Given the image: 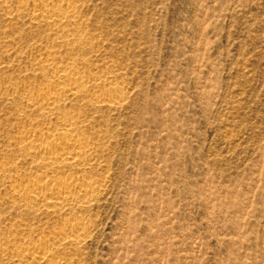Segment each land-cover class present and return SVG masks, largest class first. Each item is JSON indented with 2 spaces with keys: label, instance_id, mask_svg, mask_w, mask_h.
Here are the masks:
<instances>
[{
  "label": "rangeland",
  "instance_id": "obj_1",
  "mask_svg": "<svg viewBox=\"0 0 264 264\" xmlns=\"http://www.w3.org/2000/svg\"><path fill=\"white\" fill-rule=\"evenodd\" d=\"M53 3L73 16L44 18ZM59 68L84 93L29 105ZM59 114L80 166L30 145L62 138ZM68 175L89 203L11 187ZM68 226L81 242L57 241ZM32 244L39 264H264V0H0V264H36Z\"/></svg>",
  "mask_w": 264,
  "mask_h": 264
},
{
  "label": "bare ground",
  "instance_id": "obj_2",
  "mask_svg": "<svg viewBox=\"0 0 264 264\" xmlns=\"http://www.w3.org/2000/svg\"><path fill=\"white\" fill-rule=\"evenodd\" d=\"M49 6L50 7L47 8L45 7L46 9L41 14L48 20L62 22L63 19L67 18L69 20L73 16L72 13L74 12H72L71 10H67V6L66 9L63 6L57 7L54 3ZM71 42H77V39L74 38L73 40H71ZM50 58L51 56L49 57V59ZM60 71L62 72H58V74H60L55 81L39 89L38 97L35 99H31L29 105H31L32 107L43 106L48 110H54L56 109L59 99L63 95L65 96L70 94L72 96H77L82 93V77L78 76L76 73H70L65 68L60 69ZM64 82H68L67 84H70L71 87L69 89L64 87L62 84ZM101 96L98 95L96 102H107ZM118 96V99H116L118 100L117 102L120 103L123 97L120 95ZM59 118L63 126L62 138L60 140L41 138V140L34 141L30 139V145L32 147H36L39 151L48 153V159L52 165L55 163H67L72 167L80 166L88 157L89 145L86 144L85 141H83L80 135L71 132V129H73L76 125V122L72 117L61 114ZM88 181L89 180H87L86 182L85 179L82 180L72 175H68L59 179L50 178L49 180L47 179L43 182L36 180L28 182H11V187L19 198L32 204L43 203L48 206L66 205L70 201L76 200H83V203H89L91 201L90 196L94 193L96 185L94 186L91 182ZM82 229L79 226H68L64 228L62 232L58 233L59 235L57 241L60 243H79L83 240V236L85 235ZM50 254L51 253H49L48 247L46 245L32 244L22 247V249L18 251L17 256L20 259L29 258L32 260V262L39 264L42 262L51 263L53 257H51Z\"/></svg>",
  "mask_w": 264,
  "mask_h": 264
}]
</instances>
